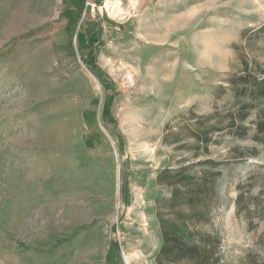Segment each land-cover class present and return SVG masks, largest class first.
<instances>
[{"label": "rangeland", "instance_id": "obj_1", "mask_svg": "<svg viewBox=\"0 0 264 264\" xmlns=\"http://www.w3.org/2000/svg\"><path fill=\"white\" fill-rule=\"evenodd\" d=\"M65 9L80 13L72 35ZM98 18L94 62L106 87L83 61L81 30ZM262 23L264 0H0V264H157L156 200L170 189L156 175L181 154L163 143V127L190 108L235 102L233 45ZM255 43L253 54L264 53V38ZM254 119L246 136L220 134L210 146L222 164L203 228L219 235L221 264H264V145L253 140ZM240 191L253 226L236 211Z\"/></svg>", "mask_w": 264, "mask_h": 264}, {"label": "trees", "instance_id": "obj_2", "mask_svg": "<svg viewBox=\"0 0 264 264\" xmlns=\"http://www.w3.org/2000/svg\"><path fill=\"white\" fill-rule=\"evenodd\" d=\"M89 1L101 4V0ZM63 14L68 17L67 28L72 35L80 13L72 14L65 9ZM99 20L90 22L81 30L87 49L83 61L106 87L108 82L104 72L94 62L97 45L100 44ZM260 38H264V23L242 31L244 48L239 44L233 45L236 71L230 74L228 84L234 88L235 102L229 108L220 110L215 107L206 114H198L190 108L172 117L163 127V143L181 154L156 175V182L170 189L169 197L156 200V217L162 238L156 254L157 264H221V239L213 230L203 228L218 205L215 182L221 175L219 166L222 164L212 157L210 146L218 144L220 134L239 138L246 136L249 129L246 121L252 112L255 113L253 140L264 145V53L256 56L252 50L255 40ZM219 90L223 93L225 88L220 86ZM244 98L246 100H242ZM111 101L102 112V119L108 126L115 125L110 111ZM231 151L242 156L238 147H233ZM121 191L127 202V175L123 176ZM246 199L243 191L237 194L236 211L244 209L249 225L253 226L251 215L254 213L246 205ZM256 209L261 212L258 216L261 219L264 216V201L261 205L256 204ZM111 245L118 249L117 242L113 241ZM118 264L123 263L119 261Z\"/></svg>", "mask_w": 264, "mask_h": 264}, {"label": "bare ground", "instance_id": "obj_3", "mask_svg": "<svg viewBox=\"0 0 264 264\" xmlns=\"http://www.w3.org/2000/svg\"><path fill=\"white\" fill-rule=\"evenodd\" d=\"M107 7H108V9H109V12L112 14V13H119L120 11H121V8H119V7H117V6H112V5H110V3L109 4H107V2H106V4H105ZM125 259H126V261H128V258L127 257H125Z\"/></svg>", "mask_w": 264, "mask_h": 264}, {"label": "water", "instance_id": "obj_4", "mask_svg": "<svg viewBox=\"0 0 264 264\" xmlns=\"http://www.w3.org/2000/svg\"><path fill=\"white\" fill-rule=\"evenodd\" d=\"M109 10V9H108Z\"/></svg>", "mask_w": 264, "mask_h": 264}]
</instances>
